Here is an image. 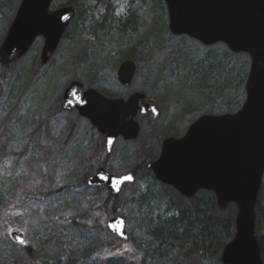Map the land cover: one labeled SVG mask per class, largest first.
I'll return each instance as SVG.
<instances>
[{
  "label": "rangeland",
  "instance_id": "374dc122",
  "mask_svg": "<svg viewBox=\"0 0 264 264\" xmlns=\"http://www.w3.org/2000/svg\"><path fill=\"white\" fill-rule=\"evenodd\" d=\"M20 1L0 0V46ZM66 5L75 16L49 62L40 63L39 38L10 66L0 89V264H107L111 257L123 264H217L212 247L190 255L193 247L208 244L195 239V224L214 213L215 198L199 192L183 199L141 166L157 159L163 138L182 135L199 116L239 110L249 56L221 43L204 46L172 35L162 0H55L51 10ZM125 60L136 63L128 88L116 79ZM72 81L107 98L143 93L166 119L140 116L138 138L117 139L106 155L102 136L86 119L59 113ZM99 166L113 175L135 176L118 196L116 215L125 219L128 235L124 242L97 224L115 201L104 188L82 182ZM178 210L188 215L184 225L190 237L175 240L168 236V221ZM235 214L230 204L216 216ZM259 215L258 234L264 237V194ZM157 225L167 236H157ZM12 230L25 235L31 256L12 242Z\"/></svg>",
  "mask_w": 264,
  "mask_h": 264
},
{
  "label": "water",
  "instance_id": "95a60500",
  "mask_svg": "<svg viewBox=\"0 0 264 264\" xmlns=\"http://www.w3.org/2000/svg\"><path fill=\"white\" fill-rule=\"evenodd\" d=\"M53 0H21L0 46V65L8 66L25 56L38 38L43 39L40 62L45 65L56 51L75 11L71 6L50 11ZM172 35H186L203 45L225 44L233 53L250 57L245 101L235 113L202 115L179 139L167 138L159 158L147 168L161 184L190 199L200 190L211 191L219 211L236 206L235 233L221 249L220 264H263L255 234V207L264 175V0H163ZM136 72L132 60L116 71L118 82L129 87ZM66 111H75L104 136L106 154L115 141L137 139L139 115L158 114L143 93L125 99L106 98L94 89L70 82L60 99ZM134 182L132 173L115 176L99 168L87 179L89 188L104 187L118 196ZM126 221L114 216L108 232L125 241ZM12 240L26 246L20 232Z\"/></svg>",
  "mask_w": 264,
  "mask_h": 264
},
{
  "label": "trees",
  "instance_id": "16d2710c",
  "mask_svg": "<svg viewBox=\"0 0 264 264\" xmlns=\"http://www.w3.org/2000/svg\"><path fill=\"white\" fill-rule=\"evenodd\" d=\"M66 35H67V33L65 34V36ZM11 65L0 66V70H1V72H0V89H2V85L4 83L5 76H6L5 74L7 73V70L10 68ZM58 110H59V113L63 111L61 109L60 105H59ZM141 167L143 169H146V164L142 165ZM146 172L151 175V173L147 169H146ZM153 180H154V178H153ZM82 182L84 185H86L85 179ZM202 192L209 193L214 197L212 192H206V191H202ZM53 193H56V192H53ZM263 194H264V175H263L261 189H260V192H259V195L257 198V202H256V208H255V215H256L255 233H256V236L258 238V242H259V245L261 248V257H262V261L264 264V237H262L261 235L258 234V226H259V222L261 220L259 213L261 211V203H262ZM42 195H44V194H42ZM107 198L109 201H115V203H113L114 205L109 207V210H110L109 216L110 217L109 216L107 218L100 217L99 223H97L98 222V219H97L96 223L99 226H105L106 221L109 218L116 215L118 196H112L110 194H107ZM211 210H213L214 213L211 212L210 217L207 216L205 218H202L201 220H199L195 224L196 225L195 231H196V233L197 232L199 233V235H196L195 239L196 240L198 239V241H200V242L206 241V242H208V244H205L204 246H201L200 248H194L193 247L190 255H192V256L203 255V253L210 252L211 251L210 248L212 247L213 250L216 252V258L215 259L217 260V264H220L218 254L220 255L221 249L228 242V240L232 237V235L234 233V229H235L234 216L233 215L226 216V217L221 216L220 218L218 216H216V214L218 212H221V211L218 210L215 201H214V203H212V207H210V211ZM94 212L103 213L102 210L101 211L100 210H94ZM177 212H179V214L173 215L171 217V219H169V221H168V225L170 224L168 236H170V238L175 239V240H177V239L179 240L180 237H188L190 234V233H188V228H187L188 225L187 224L184 225V222L185 221L187 222L186 216H188L186 214V211H183V210L179 211L178 210ZM191 215L192 214L190 212V216ZM156 228L157 229L154 230V232L157 234V236H160V235L161 236H164V235L167 236L165 231H164L166 228H162V227H160V225H157ZM218 233H220V235H222L221 238H219V239H217ZM178 234H179V236H178ZM23 250L31 256L32 253H31V249L29 247L23 248ZM188 254H189V252H185L183 255L187 256ZM118 258L116 260H114V258L111 257L110 259H113V260L108 261L107 264H123L122 260H119ZM30 264H33V263L31 262Z\"/></svg>",
  "mask_w": 264,
  "mask_h": 264
},
{
  "label": "flooded vegetation",
  "instance_id": "af4514ba",
  "mask_svg": "<svg viewBox=\"0 0 264 264\" xmlns=\"http://www.w3.org/2000/svg\"><path fill=\"white\" fill-rule=\"evenodd\" d=\"M147 102L156 105V107H157V109L159 110V112H158L157 115H153L152 113H149V114L144 115V116H142V117H144V118H148V119H150V120L153 121V122H155V121H159V120H163V121H164V119H166V116H164V115L162 114V112H161L160 109H159V106H158L154 101H150V100H148ZM194 121H195V120H194ZM194 121H192V122L187 126L186 130L184 131V133H183L182 135H180V136L170 135V136H168V137L163 138V140H162L161 143H160V150H161V144H162V142H163L165 139H167V138H176V139H178V138L182 137V136L186 133V131L188 130V128L190 127V125H191ZM102 138H103V137H102ZM118 139H119V138H118ZM120 139H122V138H120ZM122 140H123V139H122ZM103 141H104V138H103Z\"/></svg>",
  "mask_w": 264,
  "mask_h": 264
}]
</instances>
